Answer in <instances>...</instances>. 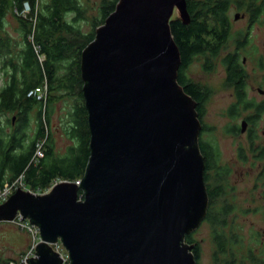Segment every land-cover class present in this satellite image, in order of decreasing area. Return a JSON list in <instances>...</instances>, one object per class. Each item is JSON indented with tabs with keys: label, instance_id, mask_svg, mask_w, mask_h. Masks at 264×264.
<instances>
[{
	"label": "water",
	"instance_id": "obj_1",
	"mask_svg": "<svg viewBox=\"0 0 264 264\" xmlns=\"http://www.w3.org/2000/svg\"><path fill=\"white\" fill-rule=\"evenodd\" d=\"M185 0H119L81 54L90 156L79 186L42 196L17 190L0 223L39 230L30 264H195L192 233L206 213L200 123L177 83L180 55L170 32ZM81 198L79 199V193Z\"/></svg>",
	"mask_w": 264,
	"mask_h": 264
},
{
	"label": "trees",
	"instance_id": "obj_2",
	"mask_svg": "<svg viewBox=\"0 0 264 264\" xmlns=\"http://www.w3.org/2000/svg\"><path fill=\"white\" fill-rule=\"evenodd\" d=\"M118 1L102 0L98 16L88 22L83 17L84 9L79 0H0L1 31L5 26V16L11 13L12 7L18 14L23 11L25 3L31 8L28 16H15L19 38L13 41L6 32L0 34V188L21 175L24 185L32 191H42L53 182H72L83 176L90 156V133L82 95L81 54L94 40L96 29L114 12ZM185 1L189 22L185 24L173 19L169 27L180 55L177 83L186 95L196 100L193 82L185 75L186 69L196 57L209 62V57L218 51L215 46L227 43L231 27L229 7L235 4L242 9L254 4L255 0ZM260 10V13L264 12V3ZM27 17L34 20L28 21ZM84 27L88 30L85 31ZM34 47L39 55L44 56L43 62L39 61ZM44 81L48 86V98L42 105L28 98L27 93L43 85ZM63 97L71 102L63 132L72 145L58 156L53 150L49 126L54 105ZM34 106H37V131L25 149L23 133L29 126L30 109ZM13 117L16 119L12 125ZM21 126L24 127L23 133ZM40 140L44 141V155L32 163L33 151ZM199 149L207 160L210 155L208 147L201 144ZM214 154L218 156L217 149H214ZM210 214L209 211L206 221H211ZM184 242L192 245L191 234L184 237ZM191 252L197 261L196 248ZM226 260L223 259V264H235L233 258ZM9 262L0 259V264ZM215 262L219 263L218 260Z\"/></svg>",
	"mask_w": 264,
	"mask_h": 264
},
{
	"label": "flooded vegetation",
	"instance_id": "obj_3",
	"mask_svg": "<svg viewBox=\"0 0 264 264\" xmlns=\"http://www.w3.org/2000/svg\"><path fill=\"white\" fill-rule=\"evenodd\" d=\"M257 9L259 13L255 14ZM260 11L257 0L242 9H238L235 4L229 7V20L231 14L233 15L230 26L239 20H246V27L238 32L240 38L236 37L233 41L228 40L226 44L215 46L217 53L209 57L206 67L208 71L216 74L214 79L217 83L210 87L199 81H192L193 97L196 98L193 101L201 127L198 146H207L210 154L207 160L202 156L207 194L206 213L200 225L190 233L192 246L193 249L196 248L198 257L195 264H199L201 248L193 235L203 224L208 225L211 255L214 262L219 261L217 264H223V259L229 261L231 258L238 264L240 257L237 256L240 255L247 264H264V75L255 77L256 81L251 75L258 69L264 70V65L260 58L255 59L257 53L254 48L249 56L255 60L248 67L244 52L249 47L251 28L258 22ZM9 15L14 16L17 21L15 16L19 14L12 7L11 13L5 16V21ZM1 32H6L5 28L2 31L0 29V34ZM219 93L221 95L215 99ZM213 99L218 108L212 119L216 117L217 121L210 120L205 123L207 106ZM34 114L36 133L37 108ZM15 119L13 117L12 125ZM218 132L221 133L220 136H217ZM23 134L25 143L29 144L34 138L29 139L27 134ZM201 134H207L209 140L205 141ZM223 139L237 150V157L225 163L221 162L220 152ZM214 149H217L218 156H215ZM238 170H245L244 176L231 182ZM209 211L211 221H206Z\"/></svg>",
	"mask_w": 264,
	"mask_h": 264
},
{
	"label": "rangeland",
	"instance_id": "obj_4",
	"mask_svg": "<svg viewBox=\"0 0 264 264\" xmlns=\"http://www.w3.org/2000/svg\"><path fill=\"white\" fill-rule=\"evenodd\" d=\"M200 1V0H196ZM81 7L84 9V15L88 22L91 21V19L94 20V17L98 16V8L102 2V0H79ZM260 5L264 3V0H257ZM26 4V3H25ZM23 5L25 7L26 12L29 8V12H31V8L28 5ZM37 8V7H36ZM25 14V16L28 14ZM18 16L25 17L19 13ZM14 16L9 15V18L5 21V30L7 32V35L10 36V38L14 41L18 37V31H16L17 27V21L13 18ZM71 17V16H69ZM28 18V17H27ZM99 18V17H98ZM233 15L230 16V21L232 22ZM173 19H179V14L175 10L173 12V15L171 17V20ZM33 21V18H28V21ZM246 27V20H239L237 22L232 23V29L230 32V38L229 40H234L236 37H239L238 32L241 30H244ZM84 30L87 31L88 27H84ZM240 38V37H239ZM30 41L32 40L29 38ZM249 47L244 51L245 55H247V62L248 67L252 64V61H254L257 58H260L261 62L264 65V12L261 13L258 22L251 28L250 38H249ZM255 48L257 56L255 59L252 58V56H249V53ZM39 60L41 62L44 61V56L39 55ZM204 58H195L192 60V62L189 64L188 68L186 69L185 75L191 79L192 81H199L201 84L212 86L214 83H217L214 78H216V74L213 71H207L205 67L207 66V61ZM205 66V67H204ZM264 75V70L259 71L256 70L255 73L251 74L253 77L252 79L256 81L255 77H259L260 75ZM2 83L1 79V72H0V86ZM45 83V81L43 82ZM46 97L48 98V86L46 84ZM221 94H216L215 99L220 96ZM36 101V100H35ZM38 102V101H37ZM39 104L43 105V101L38 102ZM70 100L63 97L60 98L54 105V109L51 115V121L49 126V133L52 135V143H53V150L56 155L61 156L65 153L66 148L70 145H72V142L69 140L67 135L63 132V127L67 125L68 119H67V112L70 108ZM37 106H34L30 109V118H29V126L24 129V127H20V131L27 134L28 138H33L34 130L36 129L35 124V114L34 110H36ZM218 108V105L215 103L214 99L211 101L210 104L207 106V114L204 117V122L209 123L216 122L217 118L212 119L213 116H215V110ZM7 117H11V115H7ZM18 127V125H17ZM6 132H9V129H6ZM221 133H217V136H220ZM201 137L207 141L209 140V136L207 134H201ZM221 162H229L237 157L235 150L227 140L221 141ZM24 148L26 149L28 147V143L24 142ZM249 152V151H248ZM245 170H238L234 176L232 177L231 182L233 179H241L242 175L244 176ZM242 173V174H241ZM241 175V176H240ZM16 179V178H15ZM14 179V180H15ZM12 180V181H14ZM247 182V180H244ZM9 181H6V183ZM10 183V182H9ZM239 190H242L241 188H238ZM26 192V191H25ZM193 238L198 240L200 243L201 248V254L199 258V264H217L213 261L212 258V245L210 243V235H209V228L207 224H203L198 232H196L193 235ZM29 245V235L25 230H22L20 227H18L15 223H0V259L5 261H12L16 259L19 254L23 253L27 246ZM240 257L238 260V264H247L243 260V257ZM221 264V263H220Z\"/></svg>",
	"mask_w": 264,
	"mask_h": 264
},
{
	"label": "built area",
	"instance_id": "obj_5",
	"mask_svg": "<svg viewBox=\"0 0 264 264\" xmlns=\"http://www.w3.org/2000/svg\"><path fill=\"white\" fill-rule=\"evenodd\" d=\"M25 5L28 6V4H24V6ZM24 9H25V7H23V11L20 13L21 15L25 16V14H23V13H26V14L30 13L29 12L30 11L29 8H27L28 10L26 12H24L25 11ZM34 50L38 54V49L36 47H34ZM38 59H39V56H38ZM45 90H46V82L43 83V85H40L38 87H35V88L29 90L28 93H27V97L35 99L38 102L43 101V103H44L45 100H46V91ZM43 143H44V141L40 140L36 144V147H35V149L33 151L32 159H31L32 163H36L40 158L43 157V155H44ZM21 180H23V176L22 175L19 176L14 181L4 185V187L0 190V204L5 202L8 199V197L17 188H23L22 184H21ZM62 182H67V181H62ZM57 183L58 182H53L47 188H45L42 191H37V192H35V194H37V195L47 194L52 189V187L54 185H56ZM71 183H74L75 185L79 186L80 179L72 181ZM80 198H81V195L79 196V199ZM12 223H15L18 227H20L22 230H25L28 233V235H29V245L27 246V248L25 249V251L23 253L19 254V256L16 259H14L13 261H11L8 264H30L28 259H27V257L28 256L37 257L36 256V247L41 242L40 235H39V230L35 226L31 225L29 222H23L21 219H18L15 222L13 221ZM49 246L61 257V259L63 260L64 263L67 262V259H68L67 258V253H66V251L64 250V248L62 247V245H61V243L59 241L54 243V244H49Z\"/></svg>",
	"mask_w": 264,
	"mask_h": 264
},
{
	"label": "bare ground",
	"instance_id": "obj_6",
	"mask_svg": "<svg viewBox=\"0 0 264 264\" xmlns=\"http://www.w3.org/2000/svg\"><path fill=\"white\" fill-rule=\"evenodd\" d=\"M59 182H62V181H59ZM58 182V183H59ZM68 182V181H67ZM21 184H22V187L24 188H17L9 197H8V199L17 191V190H21V189H23L24 191H26L27 193H30V194H32V195H34V196H42L43 194H41V195H37V194H35V192H37V191H40V190H37V191H32V190H29L25 185H24V183H23V180H21ZM4 187V186H3ZM2 187V188H3ZM2 188H0V190L2 189ZM80 196V195H79ZM7 199V200H8ZM6 200V201H7ZM5 201V202H6ZM5 202H3V203H1L0 205H2V204H4ZM18 219H21L23 222H29L27 219H22V217L20 216V214H18L17 213V215H16V217L13 219V221L15 222L16 220H18ZM12 221V222H13ZM13 261V260H12ZM11 262V261H10ZM9 262V263H10ZM64 263V262H63ZM67 263V262H66ZM66 263H64V264H66Z\"/></svg>",
	"mask_w": 264,
	"mask_h": 264
}]
</instances>
